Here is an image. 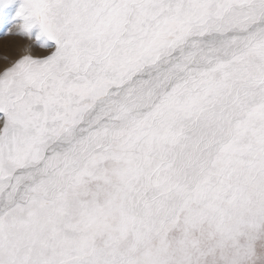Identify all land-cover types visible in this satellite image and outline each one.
I'll return each mask as SVG.
<instances>
[{
  "label": "rangeland",
  "instance_id": "obj_1",
  "mask_svg": "<svg viewBox=\"0 0 264 264\" xmlns=\"http://www.w3.org/2000/svg\"><path fill=\"white\" fill-rule=\"evenodd\" d=\"M263 35L264 0H0V264H264V217L238 250L215 247L208 221L184 223L188 203L148 233L159 189L175 193L173 180L212 153L230 163L237 135L211 153L153 149L141 162L135 150L167 138L158 123L180 92L202 94L198 83ZM228 107L241 116L218 103L194 134L221 141L207 125L220 112L236 128L253 123Z\"/></svg>",
  "mask_w": 264,
  "mask_h": 264
},
{
  "label": "bare ground",
  "instance_id": "obj_2",
  "mask_svg": "<svg viewBox=\"0 0 264 264\" xmlns=\"http://www.w3.org/2000/svg\"><path fill=\"white\" fill-rule=\"evenodd\" d=\"M223 68L220 70L219 76L206 77L204 82L198 83L199 91H202V94L194 92L193 87L187 88L190 90L189 92L178 94V98L174 101V110L161 119V123H158V127L167 128L166 139L161 140L159 137L156 142L154 141L155 145H153V141H150V145L135 150L138 153L136 156L139 155L136 159L139 161L140 157L141 162L146 160L144 159L145 151L151 154L153 161V149L164 151L179 146L199 149L200 146L206 145L210 149L203 150L211 153L214 150L211 149L212 147L221 146L231 136L237 135L240 140L231 146L234 148V155L230 163H211L213 161L212 153L211 156H207L206 165L201 172L197 173L198 167H196L192 172H188L186 180H173L171 184L177 185L175 193L168 192L167 185L163 189H159V192L164 195L159 197V202L156 199L150 203L152 209L154 204L155 216L153 217V213L149 214L148 224L151 225L148 233L153 230L151 229L153 222L155 224L169 214H176L179 209H184L183 204L185 206V203H188L191 210H187L186 207L187 211L185 210L182 215L184 223H192L195 219L206 220L210 226L211 235L217 240L214 244L215 247L226 246L228 249L238 250L250 246V243L243 239L247 238L253 241L256 238L259 219L261 221V218L264 217V86H260L255 91L236 90L239 83L256 85L264 82V35L255 42L253 49L242 55L235 64ZM190 97L193 98V102H197L196 105L187 106L188 108L182 110L176 108L178 104L188 103ZM231 102L245 107V113L249 115V119L253 123L246 124L247 122H245L244 128H236L233 119L241 115L239 112H234V108L228 107ZM218 103L222 104L225 111L234 112L233 119L224 116L223 112H216L218 114L213 118L210 117L207 122V125L213 128L216 133L222 134V140H206L207 138L203 139L199 133L194 134L196 131L202 130L203 122L206 119L205 113L216 107ZM258 104L262 106L256 107L255 105ZM182 117L193 121V124L185 128L184 134L187 138L181 142L184 134H179L177 121ZM255 117H259V119ZM204 131H209V129ZM256 136L263 137L254 139ZM188 148H185L186 150L181 153L180 161L186 167H193L192 163L195 162L193 159L196 157L187 155L188 151L192 150ZM166 153L168 154L167 151ZM170 180L171 178L166 184H169ZM195 186L201 187L202 190L190 192ZM222 197L226 198L227 206L221 208ZM194 202L203 203V208L202 206L193 207L192 203ZM178 204L182 205L178 206Z\"/></svg>",
  "mask_w": 264,
  "mask_h": 264
}]
</instances>
